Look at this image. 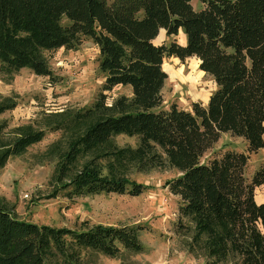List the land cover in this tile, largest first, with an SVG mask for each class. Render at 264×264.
Here are the masks:
<instances>
[{
  "label": "trees",
  "instance_id": "obj_1",
  "mask_svg": "<svg viewBox=\"0 0 264 264\" xmlns=\"http://www.w3.org/2000/svg\"><path fill=\"white\" fill-rule=\"evenodd\" d=\"M189 1L0 0V80L9 83L21 68L49 77L43 51L71 49L81 36L91 38L104 82L92 107L76 117L109 116L96 120L70 147L60 177L75 146L91 151L115 135L135 136V148L120 151L133 156L139 168L167 164L180 172L167 185L179 199L176 229H193L189 253L200 243L216 259L264 264V202L254 197L264 184V160L249 178L245 175L250 155L264 148V0H199L203 7L197 11ZM160 29L167 36L181 30L185 43H155ZM168 56H194L213 78L206 105L161 107L162 61ZM116 85L129 86L131 97L121 95L107 106L104 92ZM15 106L4 97L0 114ZM221 133L241 138L245 151L207 155ZM41 138L35 133L14 140L0 152V169ZM61 187L68 197L136 196L145 185L102 175L90 161ZM142 229L137 224L37 225L0 206V264H79L84 252L110 258L121 251L141 253Z\"/></svg>",
  "mask_w": 264,
  "mask_h": 264
},
{
  "label": "rangeland",
  "instance_id": "obj_2",
  "mask_svg": "<svg viewBox=\"0 0 264 264\" xmlns=\"http://www.w3.org/2000/svg\"><path fill=\"white\" fill-rule=\"evenodd\" d=\"M107 3L112 0H105ZM194 11L203 4L190 0ZM64 23H68L63 19ZM175 40L185 43L181 30L177 35H166L160 29L155 43ZM51 76H38L22 68L9 83L0 80V102L8 96L15 108L0 114V152L26 134L40 133L41 140L28 146L19 156L7 158L0 169V206L10 210L16 218L35 224L84 229L94 225H140L141 253L121 251L115 258L102 254L84 252L79 264H236L232 258L216 259L207 256L202 244L195 243L189 253L193 229L178 231V197L168 190L167 182L180 174L167 164L145 169L128 152L120 149L135 148V136L115 135L110 142L83 151L79 145L68 160L69 166L63 177L58 168L65 165L70 147L96 120L109 116L78 119L77 113L91 108L98 98L104 74L98 67L99 51L91 38L81 36L74 48H58L43 51ZM162 69L166 79L161 90L167 108L175 102L179 108L189 109L191 102L206 105L215 82L199 68L198 60L176 56L165 57ZM106 105L121 95L131 97L127 85L114 86L104 92ZM234 149L245 151L241 138L221 133L219 139L207 152ZM206 155V156H207ZM264 160V150L252 153L245 175H250ZM92 161L99 172L107 177H120L145 185L136 196L116 193H98L83 197H68L61 186ZM182 223L186 224L185 221Z\"/></svg>",
  "mask_w": 264,
  "mask_h": 264
},
{
  "label": "crops",
  "instance_id": "obj_3",
  "mask_svg": "<svg viewBox=\"0 0 264 264\" xmlns=\"http://www.w3.org/2000/svg\"><path fill=\"white\" fill-rule=\"evenodd\" d=\"M179 44L183 45L184 42L183 43L180 42ZM262 150H264V148L259 149L258 151H262ZM254 197H255L256 203L261 204L264 202V184L255 188Z\"/></svg>",
  "mask_w": 264,
  "mask_h": 264
}]
</instances>
